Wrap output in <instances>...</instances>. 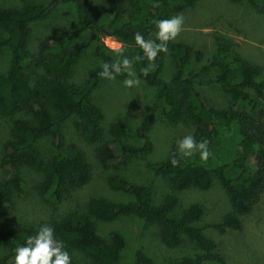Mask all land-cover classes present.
<instances>
[{
    "label": "trees",
    "instance_id": "trees-1",
    "mask_svg": "<svg viewBox=\"0 0 264 264\" xmlns=\"http://www.w3.org/2000/svg\"><path fill=\"white\" fill-rule=\"evenodd\" d=\"M198 1L36 0L21 9L0 7V51L11 52L10 70L0 73V118L26 112L36 119L34 124L26 118H17L13 135L5 144L0 168L10 173L0 181V216L13 207L14 190L23 187V165L41 174L39 194L55 202H60L71 187L89 181L90 159L83 148L67 143L63 126L65 121L77 117L85 141L89 144L101 141L103 111L93 100V93L103 81L97 74L101 69L94 71L83 86L68 82L84 50L92 48L102 63L111 64L118 58L102 43V38L114 36L134 46L133 58L140 57L135 33L150 38L155 31L154 19L174 16ZM232 1H247L264 16V0ZM66 3L77 6L79 26L72 30L55 28L39 49L32 51L29 48L31 24L48 19L56 7ZM83 34H89V40L77 46L76 40ZM214 40L216 50L201 72L196 68L186 71L193 49L188 43L168 42V52H172L177 65V73L170 79L162 74L168 52L158 54L154 70H149L147 75L141 70L148 61L133 59L139 81L157 88L164 120L174 125L189 121L193 125L191 135L194 139L208 140L210 156L206 161H201L198 155L177 157L179 163L173 166L170 159L176 145L165 160L151 161L149 157L154 146L149 118L142 119L137 127L115 124L111 128L118 137L141 139V146L118 142L115 146L99 147L97 154L103 164L121 158L138 159L146 172L168 178L170 187L176 191L194 187L207 190L217 178L230 198L232 210L213 227L222 232L227 229L242 231L241 215L250 213L264 195V65L244 57L227 36L217 35ZM201 55L202 52H198L199 60ZM213 65L220 68L217 77L201 80L200 73ZM126 75L122 72L117 77L123 80ZM200 85L223 90L232 97L233 104L222 108L211 105L198 89ZM51 108L58 113H53ZM47 135H54L57 148L51 164L39 151V142ZM76 176H79L78 181ZM108 182L111 187L129 193L134 201L93 199L89 213L75 211L47 223L53 226L55 235L67 250H78L91 258L89 262L77 263L70 257L71 264H118L127 246V240L117 231L109 235L98 232L92 221V215H98L93 208L95 202L103 204L114 215L135 214L141 223L159 224L161 238L170 247L182 244L183 235L197 245L199 253L196 256H186L168 264H228L225 256L217 251L216 241L197 225L204 215L203 205L193 203L180 216H172L179 202L177 194H169L155 204L151 183L137 184L115 175H110ZM34 231L27 226L0 230V248L13 249ZM11 256L1 257L0 264H11ZM135 259L137 264H155L141 247L136 248Z\"/></svg>",
    "mask_w": 264,
    "mask_h": 264
},
{
    "label": "rangeland",
    "instance_id": "rangeland-1",
    "mask_svg": "<svg viewBox=\"0 0 264 264\" xmlns=\"http://www.w3.org/2000/svg\"><path fill=\"white\" fill-rule=\"evenodd\" d=\"M36 0H0V7L21 9ZM38 2L42 0H37ZM181 14L184 22L181 32L172 43H188L192 46V55L187 63V72L196 68L200 71L208 65L216 50L214 37L224 35L232 39L236 49L254 63L264 65V16L257 13L247 1L232 0H199L193 7ZM79 26V13L73 3L60 4L46 20L31 24L29 48L37 51L41 43L46 41L55 28L72 30ZM154 31L152 32V34ZM89 34H83L76 40V45L86 44ZM113 40L122 43L123 55L133 60L134 46L125 43L114 36ZM103 37V38H104ZM202 52L200 60L198 52ZM118 59L119 56L116 55ZM102 62L92 48L84 50L76 61L72 73L68 78L70 84L83 86L91 74L100 68ZM148 64V62H147ZM155 65V61H154ZM11 66V52L0 51V73H8ZM133 70H137L132 63ZM150 68V71H153ZM37 71V69H35ZM40 73L43 74L42 70ZM177 73V65L169 51L164 63L163 76L172 78ZM220 73L218 65H213L200 73L201 80L216 78ZM122 79H103L100 86L93 93V100L101 107L102 138L96 144L85 141L82 127L77 117L64 122L67 143L83 148L91 162V175L87 183L71 187L60 202L42 197L38 191L41 174L27 165L21 168L24 178L22 189H15L13 207L0 216V230L19 227H32L36 230L42 224L52 219L60 218L75 211L89 213L90 202L93 199L108 198L117 202L134 201V197L121 189L111 187L108 177L121 176L133 183L153 185V203H161L169 194H177L179 202L172 211V216H180L193 203H200L204 207V215L197 225L204 229L209 237L217 243V251L225 256L228 264H264V195L255 208L248 214L241 215L244 223L242 231L227 229L222 232L213 227L220 223L226 213L232 210L230 198L217 178L213 185L203 190L189 188L176 191L170 187L168 178H163L145 171L142 162L134 158H121L109 164H103L98 157L99 147L115 146L118 142L132 146H141L142 140L137 137H118L111 132L115 124L137 127L142 119L149 118L152 122L150 136L153 141V151L150 160L162 161L168 158L176 145V140L192 133L193 125L189 121L169 124L162 115L161 106L157 99V88L144 82L138 86L125 88ZM206 100L215 107H228L233 104L232 97L214 86L200 85ZM176 92L179 89L174 88ZM55 114L58 112L51 108ZM26 118L31 123L36 119L26 113L0 118V160L5 153V144L13 135L14 122L17 118ZM39 151L48 164L57 154L54 135H47L39 142ZM8 169L0 168V181L9 176ZM79 180V176L75 177ZM93 208L98 215H92L100 234L109 235L117 231L127 240V246L122 252L118 264H137L135 250L141 247L155 264H168L186 256H196L199 253L197 245L187 235H183V242L179 246L170 247L161 238V226L157 223H141L135 214L114 215L106 207L95 202ZM66 248V247H65ZM67 250V249H66ZM69 256L77 263L89 262L91 258L78 250H67ZM12 254V248H0V258Z\"/></svg>",
    "mask_w": 264,
    "mask_h": 264
},
{
    "label": "clouds",
    "instance_id": "clouds-1",
    "mask_svg": "<svg viewBox=\"0 0 264 264\" xmlns=\"http://www.w3.org/2000/svg\"><path fill=\"white\" fill-rule=\"evenodd\" d=\"M183 22L184 17L181 14L154 19L152 23L155 31L150 38L145 39L139 32L134 34V41L141 50V56L133 59L148 61V65L141 70L144 75L155 66L154 61L159 53L168 52V42L176 39L182 30ZM102 43L120 59L111 64L102 63L98 76L112 81L123 72L127 74L122 81L123 87L138 86L140 81L132 68L133 60L123 55L122 43L111 37L102 38ZM194 155H198L201 161H206L210 156L209 142L206 138L197 141L191 134L184 135L176 140L175 154L171 157L170 163L176 166L179 163L177 157L191 158ZM11 264H71V259L64 242L55 235L53 226L42 224L12 249Z\"/></svg>",
    "mask_w": 264,
    "mask_h": 264
}]
</instances>
